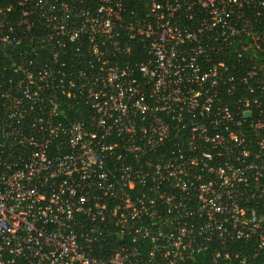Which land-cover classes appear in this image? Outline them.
<instances>
[{"label":"built area","instance_id":"1","mask_svg":"<svg viewBox=\"0 0 264 264\" xmlns=\"http://www.w3.org/2000/svg\"><path fill=\"white\" fill-rule=\"evenodd\" d=\"M262 259L264 0H0V264Z\"/></svg>","mask_w":264,"mask_h":264},{"label":"trees","instance_id":"2","mask_svg":"<svg viewBox=\"0 0 264 264\" xmlns=\"http://www.w3.org/2000/svg\"><path fill=\"white\" fill-rule=\"evenodd\" d=\"M259 264H264V259H262V260L259 262Z\"/></svg>","mask_w":264,"mask_h":264},{"label":"water","instance_id":"3","mask_svg":"<svg viewBox=\"0 0 264 264\" xmlns=\"http://www.w3.org/2000/svg\"><path fill=\"white\" fill-rule=\"evenodd\" d=\"M247 115H248V116H250V115H251V113H250V112H248V113H247Z\"/></svg>","mask_w":264,"mask_h":264}]
</instances>
